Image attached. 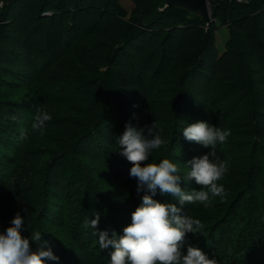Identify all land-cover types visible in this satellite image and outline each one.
Masks as SVG:
<instances>
[{"label":"rangeland","instance_id":"obj_1","mask_svg":"<svg viewBox=\"0 0 264 264\" xmlns=\"http://www.w3.org/2000/svg\"><path fill=\"white\" fill-rule=\"evenodd\" d=\"M113 1L123 8L125 16L113 7ZM208 1L213 19L209 25L199 14L190 16L187 11L167 9L165 0H0V76L6 69L9 74H19L24 80L34 82L37 93L41 94L38 107L51 116L41 135L31 128L37 108L25 110L0 103V118L21 125L27 135L20 148V159L11 170L0 196V234L6 232L19 212L26 217L21 235L29 239L35 250L32 232L38 231V226L48 228L52 221H40L41 201L47 193H50V199L63 205L64 217L58 225L67 222L70 227L81 216L90 214L95 218L94 214L99 212V224L105 225L104 220L110 219L109 234L115 227H120L119 231L126 227L112 218L126 217L129 209L114 212L107 207L109 202L115 201L113 189L104 188L99 178L91 175H86L80 184H73L62 175L58 160L63 153L70 152L72 157L82 154L73 161L88 170L90 166L85 157H97L99 150L96 136L112 141L133 121L121 117L113 120L109 114L114 97L107 85V68L130 73L135 70L133 62H137L145 78V74L150 75L156 67L167 62L173 45L181 50L171 66L176 74L173 79L175 92L172 98L169 91L150 97L147 117V125L155 122L154 134H159L165 141L159 149L153 150L149 163L169 159V149L180 134L168 121L178 118V89L197 64L198 49L205 32L215 25L220 54L229 51L231 57L235 52H242L230 23H222V13L218 11L222 0ZM236 2L250 5L242 8L229 5L232 6L231 20L238 11L249 13L254 6H259V10L264 8V0ZM50 31H59L62 36L60 53L52 52L46 46V34ZM165 33H174L177 37L165 40L161 37ZM189 33L191 36L184 41V35ZM147 36H150L148 42L145 41ZM71 65L86 76L83 85L70 81L74 76ZM9 94L15 95L16 90ZM58 101L78 114L60 112L56 107ZM250 102L218 95L211 98L209 118L218 125L224 124L222 129L231 133L223 144L218 142L215 149L217 157L228 165L226 174L217 181L224 192L221 196L210 197L206 205L183 206L185 215L199 219L204 225L202 235L187 234L184 252L189 245L198 247L218 264H264V172L260 175L264 142L257 135L245 137L243 129L247 125L244 122L252 120L255 123ZM122 159L125 171L120 174V179L133 192L136 208L145 192H137V180L130 176L132 165L124 161L127 160L125 157ZM178 169L181 176L188 171L185 164L179 165ZM258 176L261 192L255 194L251 183ZM180 186L185 192L200 190L194 180L186 182L182 179ZM237 189L246 194L243 199L237 197ZM90 191L104 199V203L92 211L83 203ZM166 197L157 191L153 198L164 203ZM51 228L57 235V226ZM53 245L56 249H66L57 241ZM48 262L58 264L53 260Z\"/></svg>","mask_w":264,"mask_h":264},{"label":"trees","instance_id":"obj_2","mask_svg":"<svg viewBox=\"0 0 264 264\" xmlns=\"http://www.w3.org/2000/svg\"><path fill=\"white\" fill-rule=\"evenodd\" d=\"M233 4L240 5L238 6L239 8L248 7L250 4H238L236 0H230L229 4L228 0H222L218 6V11L222 13V23H230L231 30L236 34L242 52H235L231 57L228 55L229 51L225 54H220L215 34L216 27L214 24L211 25L205 32L202 44L198 49L199 58L197 64L188 72L187 79H184L179 86L178 118L168 121L170 127H176L178 129L177 133L180 134V137L176 136L175 142L169 149L170 155L168 156L177 166L183 165L193 158L201 157L210 151V149L200 144L185 140L182 131L188 124L203 121L221 129L224 127V124L222 126L221 124L218 125L209 118L212 111L211 98L216 95L226 99L240 98L246 101L250 100L255 123L252 120L244 122L247 128L243 129V131L246 132V138L257 135L264 142V8L259 10V6H254L252 12L249 13L238 11V14L231 20L232 6L229 5ZM112 5L125 16V11L118 2L113 1ZM170 8L186 11L177 7ZM190 36L191 33L187 34V36L184 35V41H187ZM161 37L166 40L177 36L174 33H165ZM149 39L150 36H147L145 41L148 42ZM45 41L47 48L52 52L60 53L63 50L62 36L59 31L47 32ZM147 46L150 45L147 44ZM180 51L171 45L166 62L168 64L165 63L156 67L150 75L145 74V78L141 74L137 62H133L135 70L130 73H123L112 67L107 68V85L114 97L111 112L109 113L113 120L118 117L123 120H133L131 122L132 127L137 130L145 128L149 109L148 99L160 93L162 94L164 91H169V94H171L169 97L172 98V94L175 92L173 79L176 74L172 71L171 66L179 53H181ZM5 71L6 73L0 76V103L7 104V106L14 105L25 110L38 108L41 94L37 93L35 83L30 82V80H24L19 74H9L6 69ZM71 71L74 76L73 80L70 81L83 85L86 81V76L74 65H71ZM60 80L65 81L63 78H60ZM13 89L16 90V94L10 95L9 93ZM56 107L62 113L78 114L69 110L59 101L56 102ZM22 133H24V130L21 125L11 120L0 118V196L9 181L11 170L20 159V148L23 145V140L20 138ZM119 136L121 135L118 134L117 137ZM116 138L110 141L101 135L96 136L97 142H99V150L97 157H85L90 166L88 170L82 165L74 163V158L83 156L78 153H75L78 156L73 154L75 155L73 157L70 152L63 153L58 163L60 164L62 175L73 184H80L86 175H91L99 178L104 188L113 189L115 191L114 194H116L115 201L109 202L107 207L112 208L114 212L127 209H129V212L126 217L112 218V221L119 225L127 226L131 223V213L136 209L134 207L135 197L133 192L120 179V174L125 171V166L122 164V156L118 154V151H115L118 148ZM263 169L264 160L261 159L260 175L264 172ZM260 179V176H258L251 183V189H253L252 191L255 194L261 192ZM236 191L237 197L241 199L246 195L242 194L239 189ZM46 195L41 201L43 206L39 210L42 217L40 221L44 219H52V221H49L48 228L38 226V231L50 243L48 244L49 247H52L51 251L54 255L59 257L57 263L106 264L110 260L111 247L101 250L98 246V236L93 235L95 230L85 225V220L94 219V217L90 214L87 216L80 215L82 218L80 217V220L74 221V225H70V227L67 226V222L58 225L64 217L63 205L54 199H50L48 197L50 193ZM167 197L165 202L177 203V206H179L178 201L175 200L176 198ZM83 200V203L87 205V210L89 209L90 211L99 207L100 203H104V199L98 197L92 191L87 193ZM109 223L110 219L104 220L105 225L99 224L98 230H107L109 232ZM53 226L58 228L57 235L53 233V228H51ZM113 230L118 235H123V230L119 231L121 230L120 227H115ZM53 240L57 241L59 245L64 244L66 246V254L63 249H56L53 245ZM60 247L63 248V246ZM89 250L92 251L89 252ZM48 261L46 260L45 264H51Z\"/></svg>","mask_w":264,"mask_h":264},{"label":"clouds","instance_id":"obj_3","mask_svg":"<svg viewBox=\"0 0 264 264\" xmlns=\"http://www.w3.org/2000/svg\"><path fill=\"white\" fill-rule=\"evenodd\" d=\"M51 120L47 111L37 108L31 128L43 135L46 122ZM155 122L137 130L127 124L121 136L116 138L118 154L125 157L132 165L130 176L137 180V192L144 191L141 204L131 213V223L123 228V235L114 230L99 231V212L94 219L85 220V225L94 229L98 236L101 250L111 247L109 264H218V261L202 252L198 247L187 246L186 236L189 233L202 235L204 225L199 219L183 213L186 204H207L210 197L221 196L224 192L219 181L227 172L228 165L216 155V146L223 144L230 131L221 129L208 122L188 124L182 131L189 142L202 145L210 151L198 158L187 161L189 169L183 177L179 175L176 163L162 159L159 163H149L154 149H159L165 141L159 134H154ZM27 139L22 133L21 137ZM195 181L200 190L185 192L180 186L181 180ZM157 191L161 196L176 198L177 203L160 202L153 197ZM27 212V209H24ZM25 218L18 212L6 232L0 234V264H45L46 260L57 261L51 248H45L47 241L39 231L32 232L31 240L21 235Z\"/></svg>","mask_w":264,"mask_h":264},{"label":"water","instance_id":"obj_4","mask_svg":"<svg viewBox=\"0 0 264 264\" xmlns=\"http://www.w3.org/2000/svg\"><path fill=\"white\" fill-rule=\"evenodd\" d=\"M165 7H177L186 10L190 15L199 14L208 25L213 21L208 0H165Z\"/></svg>","mask_w":264,"mask_h":264},{"label":"built area","instance_id":"obj_5","mask_svg":"<svg viewBox=\"0 0 264 264\" xmlns=\"http://www.w3.org/2000/svg\"><path fill=\"white\" fill-rule=\"evenodd\" d=\"M239 2H242L243 0H238Z\"/></svg>","mask_w":264,"mask_h":264}]
</instances>
